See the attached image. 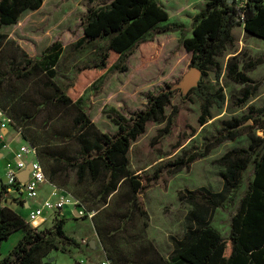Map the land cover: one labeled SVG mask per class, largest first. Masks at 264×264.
<instances>
[{"label": "rangeland", "instance_id": "1", "mask_svg": "<svg viewBox=\"0 0 264 264\" xmlns=\"http://www.w3.org/2000/svg\"><path fill=\"white\" fill-rule=\"evenodd\" d=\"M156 1L166 10L168 20L146 35V39L153 41L133 47L124 63L113 59L109 67L114 65L103 72L104 75L96 82L101 75L95 78L86 76L82 68L97 63L105 41L76 45L83 36V18L87 9L92 7L88 0H43L38 10L26 11L16 24L3 27L1 32L5 39L0 45V76L3 75L0 106L15 116L12 117L15 122L13 134L20 135L5 140L8 143L6 150L19 148L24 133L40 148L53 145L65 146L70 152L77 149L75 143L65 142L64 136L71 127L74 110H59L50 103H44L47 90L42 79L24 81L13 74L24 53L30 58H39L52 43L61 44L62 53L55 67L54 82L60 88L75 84L69 95L73 100L81 96L78 107L101 133L116 132V126L107 114L114 111L123 114L122 108L130 112L143 110L149 94H156L167 84L181 80L191 68L192 56L183 47L181 34L191 36L192 19L203 9L204 0ZM238 2L242 4L244 0ZM173 24L180 28L175 32L165 30ZM232 35L234 44L227 46L215 58L220 68L219 78L218 73L211 69L205 75L200 74L198 80L208 92L222 89L224 105L221 108L213 105L210 108L211 119L200 126L201 101L179 87L165 110L167 120L148 123L145 133L130 147L129 170L132 173L142 176H151L157 170L162 173L161 178L139 196L147 215L139 212L130 214L126 186H121L118 193L108 198V204L103 205L97 196V183L85 181L78 184L74 173L69 172L66 191L75 196L85 209L93 211L95 216L93 220L85 214L75 219L70 214L64 231L79 243V254L52 251L51 260L71 264L77 263L76 260L78 263L82 260L85 264H103L108 256L114 255L115 264H140V261L145 263L152 257L153 251L167 260L173 249V240L181 239L188 229V212L197 207L205 208L201 201H198L197 207L181 201L180 195L200 187L212 193H221L220 208L208 209L207 218L223 237L228 236L230 218L253 178V165L250 164L243 172L236 189L224 193L221 174L225 172V167L216 160L231 149L248 148V133L264 137L255 123H264V40L246 34L241 25L232 29ZM232 57L238 64V70L249 78L246 84L227 77L226 65ZM122 66L126 67L124 71ZM246 88L251 96L243 101ZM24 115H29L28 120L23 119ZM233 118L242 122L239 137L215 146L206 157L193 162L188 169L170 174V164L201 152L205 144L221 134L224 122ZM25 213L22 211V214ZM50 226L48 220L40 229ZM21 235V232H15L2 242V256L13 249ZM147 247L149 252H144Z\"/></svg>", "mask_w": 264, "mask_h": 264}, {"label": "trees", "instance_id": "2", "mask_svg": "<svg viewBox=\"0 0 264 264\" xmlns=\"http://www.w3.org/2000/svg\"><path fill=\"white\" fill-rule=\"evenodd\" d=\"M238 1L204 0L203 9L192 19L191 36L181 34L183 47L192 55L190 67L199 70L200 74L205 75L207 71L214 69L219 78L220 68L215 58L227 46L234 44L232 29L236 25H241L246 34L264 40V0H244L242 4ZM88 2L92 7L87 9L83 18V36L76 45L105 41L97 63L82 68L87 73L86 76L95 78L101 75L94 82L114 65L109 67L113 59L124 63L133 47L152 42V39L145 38L146 35L168 20L166 10L156 0ZM42 3L43 0H0V45L5 39L1 29L16 24L22 13L36 11ZM179 28L173 24L165 30L175 32ZM61 53L59 42L48 46L39 58H30L24 53L13 74L24 81L42 79L47 90L44 103H50L59 110H74L71 127L64 136L65 142L75 143L77 149L70 152L65 146L53 145L40 148L26 133L22 139L35 148L37 159L43 165L42 169L49 183L66 191L68 173L73 172L78 184L85 181L98 184L97 196L103 205L108 204V198L118 193L121 186H126L125 196L130 214L139 212L146 216L139 196L156 183L162 173L158 170L151 176L132 173L129 170V151L132 143L145 133L148 123L167 120L165 110L179 90L177 85L180 80L167 84L156 94H149L143 110L130 112L122 108L123 114L116 111L107 114L116 126V132L101 133L78 107L81 96L73 100L69 95V90L75 84L70 83L60 88L54 82L55 67ZM121 69L124 71L126 67L122 66ZM226 71L227 77L236 82H249V78L238 70L234 57L227 62ZM2 76L0 85L3 83ZM187 93L194 94L201 101L198 118L200 126L211 119L210 108L213 105L221 108L225 103L222 89L208 92L200 81ZM250 96L249 90L244 89L243 101ZM0 108L6 112L15 127L12 118L15 116L10 115L2 106ZM28 117L29 115H24L23 119L28 120ZM255 123L256 129L264 134V123ZM241 127L242 122L237 118L225 121L221 134L205 144L201 152L182 157L170 164V174L188 169L190 164L206 157L215 146L236 139L241 135ZM165 132L168 133L166 130ZM248 135V148L231 149L216 160V163L225 167V172L221 174L224 193L236 189L241 183L243 172L250 164L253 165V178L230 218L228 236L223 237L207 218L208 209L220 208L221 193H212L204 187L187 191L180 195L181 201L193 207H197L198 201H201L205 208L197 207L188 212V229L181 239L173 240V249L167 260L153 251V256L145 263L140 261V264H264V137L255 133ZM2 199L3 190H0V201ZM66 221L63 217H56L51 227L37 229L12 209L0 207V264H46L44 259L52 251L66 252L67 247L79 248V243L65 234ZM15 232H21V238L7 255L2 256V242L7 241ZM144 252H149V247ZM107 259L110 264L116 262L114 255Z\"/></svg>", "mask_w": 264, "mask_h": 264}, {"label": "built area", "instance_id": "3", "mask_svg": "<svg viewBox=\"0 0 264 264\" xmlns=\"http://www.w3.org/2000/svg\"><path fill=\"white\" fill-rule=\"evenodd\" d=\"M11 128L15 130L11 119L6 112L0 108V141L2 148L7 149L3 130ZM20 136V135H19ZM30 165L31 169L25 181L18 179V174ZM47 185L50 188L48 195L41 198V187ZM0 190H3V198L10 195L17 203L27 204L28 214L26 222L33 228L40 229L48 220L51 225L56 217H62L66 208H71V214L75 218L86 215L90 220L94 217L93 211H87L85 207L71 194L48 182L42 166L40 165L36 150L25 142L13 153L4 170V178L0 180ZM103 264H110L106 259Z\"/></svg>", "mask_w": 264, "mask_h": 264}, {"label": "crops", "instance_id": "4", "mask_svg": "<svg viewBox=\"0 0 264 264\" xmlns=\"http://www.w3.org/2000/svg\"><path fill=\"white\" fill-rule=\"evenodd\" d=\"M13 131L11 128H8L6 130H3L2 133L5 135V140L7 138H11V139H14L16 137H19L18 135L15 136L13 134ZM21 145L24 143V140L21 138ZM7 143V142H6ZM18 148H16L17 150ZM14 150V149H13ZM7 151L6 149H3L2 148V143L0 141V164L2 166V169L0 170V180H3L4 178V170H5V166L6 164L11 161L12 157H13V153L16 151ZM2 176V177H1ZM50 191V188L47 186V185H43L41 187V198H44L48 195ZM42 192H43V195H42ZM3 206H6L10 209H12L14 212H16L17 214H19L21 217L25 218L26 220V216L28 214V207H27V204L24 203V204H20V203H17L15 201V199H13L10 195L4 197L1 201H0V207H3ZM22 211H25L26 213L25 214H22ZM73 211L71 210V208H66L64 211H63V215L62 217L69 220L68 219V216L72 213ZM75 218V216H73ZM76 219V218H75ZM33 226V225H32ZM51 227V226H50ZM49 228V227H47ZM73 238V237H71ZM74 240H76L75 238H73ZM77 241V240H76ZM67 251L66 252H62V254H69L71 255L72 253H75L76 254H79L78 253V248H71V247H67L66 248ZM61 252V251H60ZM50 254L51 252L47 255V257L44 259V262L46 264H71L70 262H55L53 260H51L49 257H50ZM74 255V254H73ZM75 262L77 263H74V264H85L82 260H80V263H78V261L76 260Z\"/></svg>", "mask_w": 264, "mask_h": 264}, {"label": "water", "instance_id": "5", "mask_svg": "<svg viewBox=\"0 0 264 264\" xmlns=\"http://www.w3.org/2000/svg\"><path fill=\"white\" fill-rule=\"evenodd\" d=\"M113 0H109V3H111ZM199 77H200V72L199 70L191 67L189 69V71L187 72V74L180 80L179 84L177 85V87H182L186 90V92L191 89L192 87H194L198 80H199ZM30 169H31V166L28 165L26 167L25 170H23L22 172H20L18 174V179L23 182L26 180L29 172H30Z\"/></svg>", "mask_w": 264, "mask_h": 264}]
</instances>
